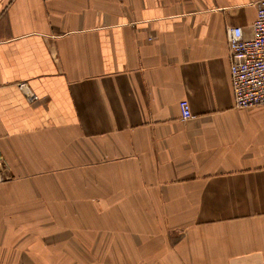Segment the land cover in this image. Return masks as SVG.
I'll use <instances>...</instances> for the list:
<instances>
[{
  "label": "crops",
  "instance_id": "0c3cea01",
  "mask_svg": "<svg viewBox=\"0 0 264 264\" xmlns=\"http://www.w3.org/2000/svg\"><path fill=\"white\" fill-rule=\"evenodd\" d=\"M257 1L0 0V264H264Z\"/></svg>",
  "mask_w": 264,
  "mask_h": 264
},
{
  "label": "built area",
  "instance_id": "2783aa9c",
  "mask_svg": "<svg viewBox=\"0 0 264 264\" xmlns=\"http://www.w3.org/2000/svg\"><path fill=\"white\" fill-rule=\"evenodd\" d=\"M230 81L235 106L252 108L264 105V0L256 4L252 35L244 36L241 26L227 28ZM36 96H33L35 99ZM183 119L192 117L190 103L179 102Z\"/></svg>",
  "mask_w": 264,
  "mask_h": 264
}]
</instances>
